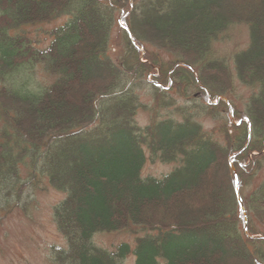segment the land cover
<instances>
[{
    "label": "trees",
    "instance_id": "16d2710c",
    "mask_svg": "<svg viewBox=\"0 0 264 264\" xmlns=\"http://www.w3.org/2000/svg\"><path fill=\"white\" fill-rule=\"evenodd\" d=\"M57 21L45 47L25 35ZM242 22L230 64L214 45ZM35 65L53 81L14 84ZM0 81V199L22 167L65 194L56 264H264V180L245 193L264 169V0H0ZM149 158L174 168L144 176ZM116 231L135 245L94 244Z\"/></svg>",
    "mask_w": 264,
    "mask_h": 264
},
{
    "label": "rangeland",
    "instance_id": "374dc122",
    "mask_svg": "<svg viewBox=\"0 0 264 264\" xmlns=\"http://www.w3.org/2000/svg\"><path fill=\"white\" fill-rule=\"evenodd\" d=\"M60 23L61 21H57L28 28L25 30V35L38 41L39 46L45 47L50 41L46 33ZM119 34L116 28L115 35L118 37ZM249 44V26L244 22L235 23L230 25L228 31L217 40L214 51L218 57L225 58L233 64V56L247 49ZM13 76L16 80L14 84L17 86L22 84L20 83L22 78H27V86L30 89L53 81V77L38 65L33 68L25 67ZM1 84L3 83L0 81V86ZM250 92V88L242 86L236 80V92L233 97L240 110L244 109V102ZM143 94L146 95L143 96V102L151 105L149 94ZM200 119L205 129H210L219 123L212 117L202 116ZM149 121V111L140 109L139 124L145 126ZM173 168V164L149 158L143 169V175L161 177ZM43 176L38 172L32 174L29 169L22 167L18 187H15L16 189L6 188L3 192L5 198L0 199V264H56L53 258V248L66 245L54 219V207L64 198L65 194L49 186ZM263 180L264 169L260 171L259 176L253 179L251 186L245 188V193L253 184L257 185ZM137 236L130 231L102 232L94 236L93 242L98 247L113 251L122 243H129L133 247ZM124 264H135L134 255H129Z\"/></svg>",
    "mask_w": 264,
    "mask_h": 264
}]
</instances>
